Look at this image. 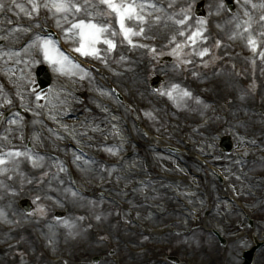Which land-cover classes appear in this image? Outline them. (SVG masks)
Listing matches in <instances>:
<instances>
[{"label":"rangeland","instance_id":"1","mask_svg":"<svg viewBox=\"0 0 264 264\" xmlns=\"http://www.w3.org/2000/svg\"><path fill=\"white\" fill-rule=\"evenodd\" d=\"M92 2L97 3V0H92ZM145 2V4H153L146 0ZM161 2L164 3V6L161 8L147 7L145 9L146 23L131 21H127L126 23L129 27H133L136 30H139V27H143L144 35L142 36L147 37V39H156L152 42L160 50L157 55L161 54L162 57L155 59L152 55L153 53L147 52L138 55V53L123 40L122 35H118L115 38L117 47L114 51H108L107 45L103 43L97 45L99 49L100 47L104 48V52L100 50V54L103 57L102 59L91 55L85 56L103 63L111 70L114 79H118L119 84L121 82H127V85L131 87L132 91L130 95L127 94V91L124 90L123 87H119L123 88L124 94L127 98L129 97L131 102L129 105L121 103L123 108L122 112L114 111L112 99L118 100L109 89V93L107 94L111 99H104L105 103L108 102L109 108L103 106L102 103L95 98V94L98 96H105V94H103L104 90L102 86L99 85L98 79L95 80L96 77L90 71L74 68L62 73L57 70V66H54L44 58L43 50L39 49L33 43L25 49L24 52L12 56V67H8L5 62L0 61V67L5 69L9 79L12 80V84L10 85L11 89H9V91L0 84V88H2L0 108L20 103L29 108L34 115H37L39 110L45 109L44 115L49 119L57 117V115H55V117L50 116V113L47 111V99L41 97L42 94L52 91L53 87L41 91L36 81L35 71L37 67L46 62L51 64L52 70L55 73L52 86L58 85L56 78H63L69 82L71 88H73V85H77L76 90L82 94L81 97L74 94V97L72 96L73 99L70 101H59L54 103V108L57 107L58 109L63 108V110H66L65 117H69L68 122H72V125L76 124L74 121L75 118L71 119L72 115L79 114L80 105L88 111L90 118L96 120V118L101 115V119L106 118V121L111 124V126L121 125L123 128L122 133L126 136L124 127V123L126 122H119L117 124H114V122L118 121L119 115L121 114H123L125 118H133L139 111L138 117H140V113L144 116L142 125L150 128L153 132L165 134L166 137L170 138L169 133H174L177 129L184 131L188 127L191 129L196 127L202 132L204 131V134L200 135V137L205 138L209 146H212V148L215 147L218 154H220V152L223 154L225 151L220 145L221 140L228 136L227 134H231L229 131H232V133L234 132L235 127L233 130L228 131L227 129H229L228 122L234 123L230 118L232 115H235L237 118L239 116L249 117L243 118L238 125L237 136H239V138L242 139V136L245 134V138L251 139V137H258L264 139V59L260 58L259 61H257V51H254L252 46L248 44V38L251 35L257 42L256 49L259 47L264 48V35H261V33H264V19H261L264 17V0H242L239 11L234 15L226 13L224 6H222V0H220V3L212 2V4L207 5V18H198L195 16L194 6L197 0H162ZM137 3L144 2L137 0ZM253 5H255V7H253ZM96 11L103 13L106 12L107 9L103 5H98ZM157 16L160 17L158 21L155 19ZM185 16L190 17V19L186 20L184 25L177 23V21L184 19ZM53 17L56 22L60 19L61 26L65 24L59 16ZM96 21L110 22L113 27L118 30V23L114 16H97ZM246 28L249 30L245 31ZM197 29L202 33V38H197V42L194 46L189 44L187 47H184L183 45L186 43L187 35ZM181 32L185 33V35H179ZM67 40L73 43L75 47L78 46L77 41L69 40L68 38ZM177 45H181L182 47L177 49ZM204 49H208L207 54L200 56L198 53ZM228 51H231L232 55L225 56L224 53ZM167 55L171 57V60L164 57ZM16 57L20 58V60L28 57L31 62L27 68L23 70L22 66L15 64L16 62L14 61L18 60ZM187 61L191 62L188 63ZM133 71H135V73ZM156 74H162L167 79V83L161 86L159 91L151 88L152 78ZM109 79H111V76ZM102 85L106 90L105 80L102 81ZM173 85H178V87L173 89ZM185 91L190 93V95L184 96L183 93ZM66 92L68 93V91ZM169 92L172 93L171 96L167 94ZM197 93L202 94H198L199 96H197ZM132 94L134 96H131ZM216 94L217 96L221 95V99H215ZM37 97H39V99H37ZM234 100L238 103L253 102L255 104V112H252V115H255V117L251 119V115L245 113L246 107L242 108V112L235 114L236 112L233 111L234 109L232 108L233 105L236 104L231 103ZM80 101H83V104H80ZM211 102L217 105V114L210 115V113H207L208 108L211 107ZM100 104L103 107L102 112H96V110L92 111V109H95V106H99ZM142 108H144V110H141ZM204 120L209 121V124L206 126L207 128H204L202 125ZM18 121H22V124L19 125L24 130L22 134L18 133L16 128H14ZM27 122L28 119L18 114L17 118L9 124L13 129L9 128L7 132L8 139L10 135H15L16 141L14 145L5 148L3 144L0 146V158L6 161V163L0 164V219L6 226L11 225L13 221L18 223L20 227L27 223L35 225L37 228L35 229L36 238L41 239L40 232L43 234L46 241L44 247L51 250L53 256L57 255L54 254V251L62 244L61 248L67 255L65 256L66 261L59 264H78L77 261L79 260L80 248L83 253H88V258L91 254H100L101 261L98 264H107L111 256H113L112 259L114 262L120 264H187L186 262H188V264H212V261H214V264H226L230 242L233 237L236 238V232L244 228L249 218H245L237 207L234 208L236 211H234V214L227 211L228 218L225 223L227 224V230L230 229V236L226 234L227 230L224 232V230L219 227V224H217L218 222L214 221L213 218L209 216L205 218L209 212L212 213L216 200L221 199V195L219 197L217 192L218 190L221 192L220 185L222 184L219 183L220 181L217 177L218 186L214 188L215 193L211 198L208 197V194H204L207 199H205V201L197 199L198 207L195 206L198 210L201 206L203 208L211 206V210L204 209L202 213L193 215L194 211L191 213L189 209L186 208V210L183 204L178 202L179 199L177 198L178 196H182V194L177 195L176 199L174 197L172 198L173 202L183 209V212L180 211L182 213V218L184 215H193L192 219L194 221L191 223L189 234L182 235L179 231L174 230L176 228V226L174 227L176 218H174L173 215L168 216L166 214L163 215V213L161 215L154 214V212L158 213L162 210L164 207L162 206L163 204L167 205L168 201L166 196L151 192L148 195V201L145 202L142 207L144 211V214H142L132 200V193L130 194V191L125 187L127 184L123 176L125 171L115 167V164H113L118 161L121 156L120 154L126 150L130 151L132 155L134 154V150L136 154L139 152L143 154V151L146 150L147 152V150L149 151L151 149L150 147L154 146L149 144L148 141H146L147 139H143L145 135L140 128H138V130L142 137H137L140 142L133 141L131 144H125L126 142L120 141L118 145L113 146L115 142L113 136L115 135L110 134L108 131H103V133L98 135V142L96 145L93 143H91L92 146L86 144V148L89 152H99L107 161L105 160V163H103L94 158L86 159L76 154L79 159H85L87 161L92 160V164L94 163L92 166L94 172H96L95 174L91 173V175H83L77 172L78 179L80 178L81 181L77 179L74 182V180L71 181L66 169L67 160H70L67 153L70 154V151L64 153V156H66V158L63 159L64 161L48 159L44 155L38 154L41 151H46L44 148H53L61 152L64 151L53 146L54 139L48 141L50 144L39 142L34 132L39 131L40 129H38V127L43 126L44 123L38 121L39 123L34 125L31 130H27ZM221 124H223V126L219 129ZM49 132L54 135L57 134L51 129H49ZM24 133L27 134L26 136H28L29 142L25 143L26 140L25 137H23ZM65 138L66 137L62 135L61 137L59 136L58 144L60 146L63 145L65 140H72L75 144L82 145L79 143V134ZM233 138L232 142L235 141V149L232 154H234L235 150L238 148L236 139ZM109 140L111 142L108 143ZM175 144H178L179 147L185 146L181 141ZM125 145L128 148H126ZM34 147H36V150L38 149V153L35 151ZM185 149H187V147H185ZM17 151L22 153V155L11 157L7 155L9 152ZM262 151H264V146H258L255 156H259V152ZM149 152H147L148 155H143L142 157L144 169L139 170V173L147 174V176L149 175V180H147V182L154 180L152 176L154 174L145 168L144 158L153 161V155ZM166 152H168L167 155L174 157L183 167L181 169L177 167L171 168L160 164L156 165L155 170L173 174L189 173L188 169L186 170L184 167L185 159L179 158L187 154L176 153L169 150V148H167ZM199 152L202 153V149ZM25 153L27 155H24ZM52 153L56 152L52 151ZM211 153L214 152L212 151ZM71 154L73 155V153ZM225 155L231 156V153ZM74 161L72 160L71 162L75 165L76 163ZM258 162L257 165L248 164L249 170L246 177L254 179L261 174L263 177L260 178H264V162L261 160ZM215 163L218 165L216 166ZM219 164L222 166L220 161L215 162L211 159V167L220 168ZM134 166L135 164L130 160V162H127L126 168L130 169V167ZM219 170L220 169L217 171ZM237 170H241L240 165H238ZM208 174L214 177L211 172ZM162 175L165 180H178L177 178H170V176L166 174ZM150 176H152V178H150ZM55 177H57L63 185L60 188L63 190L62 192L56 187ZM84 183H94L93 186L95 190H97L96 194L93 196L89 195V190H86ZM162 183L165 182L153 181V184ZM204 185L205 183H202L200 187H204ZM151 186L152 185H148L145 190H151ZM200 187L198 189H200ZM75 188H78L80 191H76ZM137 188L133 191L137 190ZM251 188L250 183H247L245 189L242 191L243 193H240L242 202H244L246 210L250 209L251 211L253 209L251 212H253L254 218L257 217L259 220H264V197L262 200H258L257 194L252 196V194H250ZM107 189H115L119 192L117 197L129 201L132 215L129 211L120 208L115 203L108 202L106 199L97 200L95 196H98V194L101 195V190L107 193ZM254 190H258L259 195H264V185L263 188L257 187V189L255 188ZM230 192L237 194L239 191L231 189L228 193ZM22 198L30 199L36 208L30 213L21 209L18 211L16 205ZM85 201L87 204L79 208L82 212L90 213V215L89 217L85 216L81 218L79 217V208L74 211L73 205L76 203L79 204V202L83 204ZM1 206H8L11 210H2L3 207ZM195 207L193 206V208ZM165 208L166 207L163 208V211ZM196 208L194 210L197 212L198 210ZM67 209L70 212L67 213L65 217L59 218L54 215V210ZM235 213L238 214V217ZM29 214L31 215L29 216ZM123 214L130 217L127 222L123 221ZM133 218H136L137 221L149 224L148 226L165 228V230L170 227L174 228L167 232L168 234L165 237L151 236L150 232L148 236H145L141 234H144L143 230L145 229H142L141 225L135 223ZM113 221L114 228H112ZM135 226L138 231L140 230V233L131 232V229H134ZM94 229L96 235L98 234L97 231L105 230L102 233L103 237L100 234H98V237L94 236L92 233ZM61 230L65 233L64 239H61L62 236L59 237V235L62 234ZM263 232L264 229L257 230L256 227L247 230V233H249L247 236L249 237L243 244L238 246L233 264H238L237 254L240 253L241 248H246L254 244L251 234L259 240H262L261 235ZM106 233H108V235L110 233V238H107ZM128 234L130 235L129 237ZM220 237L227 241L225 245L221 243ZM4 241L6 240H3L0 234V242ZM28 241L32 242L31 239ZM124 243L134 246L133 248L144 244V246L148 247L147 256L133 257L130 250L127 251L123 246ZM32 249L33 251L31 250V252L19 250L13 253H6L3 256L0 255V264H6L5 260L7 259L8 262L11 261L12 264H30L31 262L33 264H55L52 261L49 263L47 258L43 259L41 255L36 258L34 254L36 248L33 247ZM103 257L106 259L104 260ZM174 257H178L179 262H175ZM254 260H256V258Z\"/></svg>","mask_w":264,"mask_h":264},{"label":"bare ground","instance_id":"2","mask_svg":"<svg viewBox=\"0 0 264 264\" xmlns=\"http://www.w3.org/2000/svg\"><path fill=\"white\" fill-rule=\"evenodd\" d=\"M153 4L156 5V8H161L162 6H164L162 2H158V1H153ZM135 38H137V37H135ZM2 58L6 59L5 57L2 56V54H0V59H2ZM16 62H17V64H19L20 66H22L24 68V67H26V64L30 63V59L24 58L22 60H16ZM11 64L12 63H9L7 61L6 65H11ZM133 72L135 73V71H133ZM137 75H138V72H137ZM116 81L119 84L118 79H116ZM120 85L122 86L123 82H121ZM0 94H1V90H0ZM131 96H134V95L132 94ZM41 97L47 99L48 111L53 115H55L56 108H57V107L54 108V103L59 102V101H64V102L70 101L71 99H73V97L70 94H68L65 91V89L63 87H61V85L54 86L52 91L42 94ZM215 99H221V95L217 96V94H216ZM227 104H229V103H227ZM234 104H236V105H233L232 109H234L233 111L236 112L235 114L242 112V108L246 107L245 113L250 114L251 119H253V117H255V115H252V112H254V110H255V107L252 103H236L235 102ZM98 111L101 112L102 110L99 108ZM114 111L122 112L120 110L119 104H116L114 106ZM245 117L249 118L248 116H245ZM238 118H240V116ZM238 118L235 115L231 116L230 120L232 119L234 123L228 122L229 123V126H228L229 129H227V130H233L234 127H235L234 130L238 128L237 124L235 123ZM124 119H125L124 115H119L118 122L122 123L124 121ZM96 120H97V118H96ZM96 120L89 119L88 123H87V121L84 123V126H86L85 131L88 132L91 143L97 144V142H98L97 137L99 134L103 133V131H108V132H110V134L115 135L113 137L116 138V140L113 143V146L118 145V143L120 141H123L124 135L122 133L123 128L121 125L111 126V124H109L106 121V118H103L101 122L96 121ZM128 120L130 121V118H128ZM23 121H24V119H23ZM95 121H96V123H95ZM131 122H132V119H131ZM38 123L39 122L37 121V119H33V120L28 121L27 122V130H31L32 127H34V125H36ZM21 124H22V121H18L16 123V127H14V128H16V131L20 134H22V131H24L23 128L19 126ZM222 126H223V124H221L219 126V129ZM10 128H12V127H10ZM47 131L48 130H46V128L42 126V127H40V131L34 132V135H37L39 142L44 143V144H50L48 141H50V139H54V147H58L57 140L59 139V136L54 135L52 133L48 134ZM72 131H73V129H72ZM199 131H201V130H199L197 128L191 129V130L187 129L186 133L190 139H194L197 142L198 149H202V151L205 152L207 156L212 157V155H211L212 151L217 154L218 158H213V160L215 162L220 161L222 163L223 169H225L227 171V175L232 178V182L235 185V188L238 191L242 192L245 189L246 184L236 174L237 167L239 165L238 160L232 156H229V155L218 154L216 152L215 147L212 148V146H209V144L205 138L200 137ZM7 132H8V130H6V131L0 130V146H2V144H4V145L10 144V142H9L10 138L8 139ZM137 137L139 138L140 134L138 132H135L134 139L136 140V142H140V140ZM245 137H246V135L242 136V138H245ZM235 138H236V140L242 141V139L239 138V136H236ZM2 141H8V142H2ZM12 141L14 142V139ZM28 142H29V140H28ZM263 142H264V139H262L261 141L258 142L256 137H251V139L249 138V139L244 141V145L249 149L247 156L250 159H248V163L246 162L244 165L241 166L242 168L249 167L248 164L257 165L259 163L258 161H260V160H258V158L257 159L255 158V152L257 150V147L262 145ZM148 143L152 144V145H157L160 147V145H158L155 142L151 141ZM150 148L151 149L149 151L153 155L152 156L153 161H151V159H145L144 158L145 168L147 170H150L154 174L152 176H153L155 181H158V182L163 181L166 184L165 183L153 184L154 180L151 182H147V183L140 180L141 179L140 178L141 173H139V170L144 169V166L142 164V157H143V155L144 156L148 155L147 152H149L148 150H147V152L145 150V151H143V154H141V152H139L138 154H134L133 158L131 159L133 161V163L135 164L134 167H130V169H127L126 168V165H127L126 162L121 166V169H123V171H125L123 174V176L125 178L124 180L127 182L125 187L130 191V194L132 193V196H131L132 200L136 204V206L140 209V212L142 214H144L142 207H143L144 203L148 201V195L151 192H155V193H158L161 195H165L167 198V201H168L167 205L166 204L164 205V207H166V208L163 211V208H164L163 207L160 212H158V213L154 212V214L158 215L159 213H163V215H165V214L168 216L173 215L174 218H176V221L174 222V227L176 226V229L181 230V231H185L184 234H186L187 231L190 229L191 223H193V221H194L192 219L193 215H184L182 218V213L180 211L183 212V209L181 207H179L175 202H173L172 198L174 197L176 199L177 194L182 193L184 196L190 198V201H191L190 204H192L195 207V206H197V201H198L197 199H200L203 201H205V199H207L206 195H204V194H208V197L211 198V196L215 193L214 188L218 186L216 177L215 176H214L215 178L211 177L208 174L209 171L206 167L200 166L199 164H196L195 160H192L191 164L194 165L195 167L194 166H191V167L196 169V174H195L196 179L195 178L191 179L190 181H188L187 184H179L178 182H176V180L175 181L174 180H165L161 177V175H159L160 170H155L156 165L163 164V166H169L171 168L177 167L180 169L183 166L180 163H178L177 160L175 161L174 157L167 155L168 152H166V151L164 152V149L158 150L155 146L150 147ZM212 149H214V150H212ZM62 150L65 152L66 149L62 147ZM71 152H73V151H71ZM73 156L75 157L74 162L76 163L75 167H76V170L78 173L80 172L83 175H87V174L91 175V173L95 174L96 171L94 172V169L92 166V165H94V163L92 164V161H87L85 159H79V157L74 152H73ZM128 162H130V160ZM200 170L203 171V175H201L199 173ZM141 175H143V174H141ZM55 178H56V180H55L56 187H57V189H60L61 186H63V185H62L61 181L59 179H57V177H55ZM202 183H205L204 187H200V185ZM84 184L86 186V190H89L90 194H95L96 190L93 186L94 183H92V184L84 183ZM198 184H200V185H198ZM148 185H152L151 190L146 191L145 189L147 188ZM263 185H264L263 181L257 182V184H256V186L258 188H263ZM87 187H89V188H87ZM199 187H200V189H198ZM136 188H137V190L133 191ZM59 191L62 192L63 190L60 189ZM131 191H133V192H131ZM100 199H102V198H100ZM178 202H180V201H178ZM80 203L81 202H79V204L76 203L73 205L74 211H76L82 205L87 204L86 201L83 202V204L82 203L80 204ZM1 207H3L2 210H11V209H9L8 206H1ZM209 209L211 210V206L209 207ZM203 210H204V208L202 206H201V208L199 207L197 214L202 213ZM227 211L232 212L234 214L235 210L233 207L228 205V203L218 199L215 202V206H214L212 213L210 212V215H209L210 218H213L214 221L218 222L217 224H219V227L222 228L224 230V232L227 230V224L225 223L227 218H228L227 217L228 216ZM80 213H81V209L79 208V214ZM235 215L238 217L237 213H235ZM122 218H123L124 222H127L130 219V217L127 216L126 214H123ZM204 220H206V219H204ZM260 227H261V225H259L257 227V230H260ZM170 229H172V228H170ZM229 232H230V229L227 230L226 234H228L230 236ZM61 233L62 234L59 235V237L62 236L61 239H64L65 233L63 232V230H61ZM40 234H41V237L45 239V237L43 236V234L41 232H40ZM167 234L168 233L166 232L165 235H162L160 237H165V236H167ZM129 236L130 235L128 234V237ZM17 237H20V235H17ZM155 237H158V236H155ZM246 240H247V237H240V236H236V238L233 237L232 241L230 242L231 243L230 247L228 248V253H227L228 256L226 259V264H233V262L236 258L235 253L237 251L238 246L243 244ZM26 245L30 247L29 242H25L21 246L22 249L25 248ZM145 256H147V253L145 254ZM262 260L264 261V251H261L260 255H259V263L260 264H262V262H263ZM30 264H33V263L31 262ZM215 264H217V263H215Z\"/></svg>","mask_w":264,"mask_h":264},{"label":"snow or ice","instance_id":"3","mask_svg":"<svg viewBox=\"0 0 264 264\" xmlns=\"http://www.w3.org/2000/svg\"><path fill=\"white\" fill-rule=\"evenodd\" d=\"M11 3L21 12H24L29 18L38 17L41 8L48 10L53 16H59L67 25L62 29L65 36L69 40H75L78 43V46L75 47L73 51L84 56L91 55L101 59L103 57L97 45L103 43L107 45L108 51H114L117 47L115 38L118 35H122L123 40L129 45L136 46L133 44L132 38L143 35L144 28L139 27V30H136L133 27H129L126 22L146 23L145 9L147 7H156L155 4L137 3V0H97V3H93L92 0H28L29 10L22 4L16 3V0H11ZM98 5L105 6L107 11L103 13L96 11ZM4 7V0H0V11H2ZM253 7H255V5H253ZM97 16H114L118 23V30L114 28L110 22H97ZM155 19L158 21L160 17L157 16ZM188 19H190V17L185 16L184 19L177 21V23L184 25ZM261 19H264V17ZM57 25L60 26V19L57 20ZM37 27H39V25H37ZM248 30V28L245 29V31ZM26 31H31V28L26 29ZM179 35L183 36L185 33L181 32ZM261 35H264V33H261ZM197 38H202V33L199 29L187 35L186 43L183 46L187 47L189 44L194 46L197 42ZM33 44L39 49H42L44 58L54 66H57V70L62 73L80 67L60 49L56 41L38 35L36 40L33 41ZM248 44L252 46L254 51L256 50L257 42L251 35L248 38ZM176 47L179 49L182 46L177 45ZM152 51L155 52V49H152ZM207 52L208 49H204L198 54L204 56ZM261 58L264 59V53H261ZM187 62L190 63L191 61ZM177 87L178 85H173V89ZM167 94L171 96L172 93L169 92ZM183 95L189 96L190 93L185 91ZM37 99H39V97H37ZM7 155L9 157L20 156L22 153L18 151L9 152ZM24 155L27 154L25 153ZM4 163H6V161L0 158V164Z\"/></svg>","mask_w":264,"mask_h":264}]
</instances>
